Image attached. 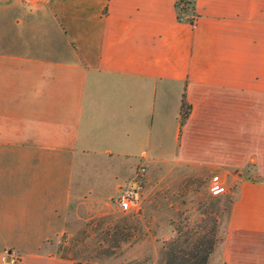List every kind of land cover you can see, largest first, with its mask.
<instances>
[{"label": "crops", "instance_id": "obj_1", "mask_svg": "<svg viewBox=\"0 0 264 264\" xmlns=\"http://www.w3.org/2000/svg\"><path fill=\"white\" fill-rule=\"evenodd\" d=\"M183 2L0 0V264H74L48 241L93 196L89 158H130L133 137L149 166L264 172V0ZM222 261L264 264L259 177L237 184Z\"/></svg>", "mask_w": 264, "mask_h": 264}, {"label": "rangeland", "instance_id": "obj_2", "mask_svg": "<svg viewBox=\"0 0 264 264\" xmlns=\"http://www.w3.org/2000/svg\"><path fill=\"white\" fill-rule=\"evenodd\" d=\"M175 100L171 99L167 108L171 113L178 111ZM168 138L166 133L163 157L171 158L176 144ZM130 144L123 151L131 154L130 158H115L106 164L99 157L89 158L90 165L83 172L87 189L94 193L72 202L64 233L48 241L58 257L73 260L74 264H157L172 235L192 231V241L198 243L202 237L207 240L212 223L202 215L204 208L199 209V203L216 205V215L212 216L216 218L217 238L224 240L229 202L234 200L238 182L254 180V176L264 180V172L256 171L251 163L226 170L167 161L149 166L142 162L140 140L133 137ZM141 168L145 169L143 173L139 172ZM214 182L224 186V194H210ZM125 189L135 193L138 214L117 209L115 201ZM222 244L216 247L209 264L223 263Z\"/></svg>", "mask_w": 264, "mask_h": 264}, {"label": "trees", "instance_id": "obj_3", "mask_svg": "<svg viewBox=\"0 0 264 264\" xmlns=\"http://www.w3.org/2000/svg\"><path fill=\"white\" fill-rule=\"evenodd\" d=\"M183 1L184 0H181V2ZM179 10L180 11L178 14V19L180 20V16L182 15V8ZM185 109L189 110L190 107L185 102L183 95L180 106L181 125H183L188 115V113L185 112ZM232 202L233 201L229 202L230 205L228 209V214ZM199 207V209L204 208L202 210V215H206L208 217V220H210V223H212V226L210 227L209 233L207 235V240L205 239V237H202L200 238V242L198 243H196V241H192L194 236V232L192 231H186L180 234L179 236L172 235L170 242L166 243L168 246L162 252V256L160 257L161 260L157 264H209V258L215 252L216 247L220 243H222L223 237L217 238L216 218L212 216V214L216 215V205H207L204 203L202 205V203H199ZM173 222L174 221L171 220L170 223L173 224ZM123 226L129 227L128 224H124Z\"/></svg>", "mask_w": 264, "mask_h": 264}, {"label": "built area", "instance_id": "obj_4", "mask_svg": "<svg viewBox=\"0 0 264 264\" xmlns=\"http://www.w3.org/2000/svg\"><path fill=\"white\" fill-rule=\"evenodd\" d=\"M29 2H39L45 0H26ZM187 15L180 16V20L184 21ZM145 171L144 168L139 169L140 173ZM209 192L212 196H218L225 193V188L220 183L214 182L209 187ZM116 207L120 212L123 213H138L139 205L135 197V193L132 190L125 189L121 190L115 201Z\"/></svg>", "mask_w": 264, "mask_h": 264}]
</instances>
